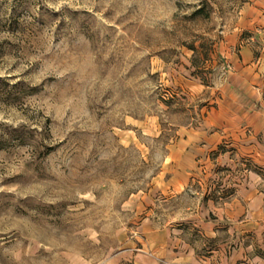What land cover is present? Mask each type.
<instances>
[{"label": "rangeland", "instance_id": "rangeland-1", "mask_svg": "<svg viewBox=\"0 0 264 264\" xmlns=\"http://www.w3.org/2000/svg\"><path fill=\"white\" fill-rule=\"evenodd\" d=\"M250 7L264 15V0H0V264H131L149 215L197 206L192 188L164 199L171 149L255 33Z\"/></svg>", "mask_w": 264, "mask_h": 264}, {"label": "crops", "instance_id": "crops-1", "mask_svg": "<svg viewBox=\"0 0 264 264\" xmlns=\"http://www.w3.org/2000/svg\"><path fill=\"white\" fill-rule=\"evenodd\" d=\"M245 16L255 33L231 41L214 105L171 149L177 173L164 199L192 188L198 204L175 221L149 215L131 264H264V15L250 7ZM221 169L225 178L207 182Z\"/></svg>", "mask_w": 264, "mask_h": 264}]
</instances>
